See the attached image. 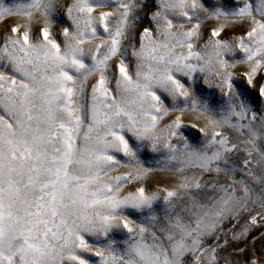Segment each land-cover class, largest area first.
<instances>
[{
    "label": "snow or ice",
    "instance_id": "snow-or-ice-1",
    "mask_svg": "<svg viewBox=\"0 0 264 264\" xmlns=\"http://www.w3.org/2000/svg\"><path fill=\"white\" fill-rule=\"evenodd\" d=\"M0 24V264H264V0H0Z\"/></svg>",
    "mask_w": 264,
    "mask_h": 264
},
{
    "label": "rangeland",
    "instance_id": "rangeland-1",
    "mask_svg": "<svg viewBox=\"0 0 264 264\" xmlns=\"http://www.w3.org/2000/svg\"><path fill=\"white\" fill-rule=\"evenodd\" d=\"M4 29V25L3 24H0V31H3ZM238 70L239 71H242L243 70V66H238ZM201 87L205 88V91H209L206 86L203 85L202 83V78H201ZM218 94V93H217ZM188 120L185 119V123H187ZM120 171H123V169H121ZM169 177H170V174H167V173H154L152 175V177L150 178L149 180V187L150 188H155L157 186H165L168 182H169ZM130 187V186H129ZM261 230H264V229H261ZM257 232L256 231H253L251 233V235L248 237L249 240H251V236L252 235H256ZM256 250L259 252L261 250V244L258 242L256 244Z\"/></svg>",
    "mask_w": 264,
    "mask_h": 264
}]
</instances>
